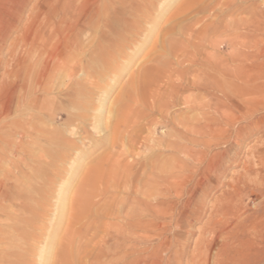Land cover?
I'll return each instance as SVG.
<instances>
[{
    "label": "rangeland",
    "instance_id": "1",
    "mask_svg": "<svg viewBox=\"0 0 264 264\" xmlns=\"http://www.w3.org/2000/svg\"><path fill=\"white\" fill-rule=\"evenodd\" d=\"M180 1L178 3H180ZM33 3L34 2H31L30 5H32ZM260 5H261V8H264L263 2H261ZM250 6H251L250 3H247V2L241 3V9L237 10L238 12L237 11L232 12L231 10H227L226 12L219 15L217 17V20L223 21L224 19V21L225 20L229 21V20L238 19V18L242 19L246 15L245 12H242V9L249 8ZM174 7L175 5L171 9H169L166 14L162 16L155 34L153 35V37H151L148 44L138 51L132 63L130 64V66L127 67V69L122 73H111L110 75L106 76L107 79L103 81V87H107L108 89L111 88L109 79L110 81L114 79L112 82H114L115 84L111 88V92L106 98L104 110L101 114L103 124L109 121V119H110V122L112 121L113 123L112 122L111 123L114 124L115 118L109 115V107L111 106L112 104L111 102L114 101V99L116 98L120 90L124 89L127 81L132 76V74L136 72L137 69L140 70L142 65L152 60L153 57L160 55L158 54L159 52H156L155 50L151 52L149 55L147 54L152 50V47L154 43L156 42V38H159V40L156 43L157 46L160 45L161 30L163 28H168V27L170 28L176 23L177 24L183 23L191 16V14L190 15L186 14L177 19L168 20L167 18L173 11ZM228 12L231 13L232 17L229 18L228 17L229 15L226 16ZM28 14L29 12H26L25 15L27 16ZM99 33H97L98 35H96V38H94L96 42L103 40V37L101 38V35L103 36V34L101 33L99 34ZM216 35L219 36L217 37L218 40H216L217 41L216 43H218L220 41H223V39L225 38V36L223 35H226V34L224 31H221V32L219 31L218 34ZM10 36L7 39L6 45L2 46V48L0 49V97L4 93L5 89H7L10 85H12L13 80H14V77H13L14 75L12 74V72H15L16 70H18L16 68L14 61H17L22 56V53L20 51V44L17 42L11 48V51L8 52L9 46L15 42V38L13 37H16V34L12 33ZM215 38H213V40ZM96 42L91 45V48L88 51L89 54L87 53L85 55V57L87 58L85 62L89 63L87 65V67L89 68H93V64L95 60L96 61L99 60L98 62H101V60L98 59L99 58L98 56H97V59H95L96 56H95V53L93 52L95 50L94 46ZM252 51H254V54L257 52L255 51V49H253ZM231 52H232L231 49L224 48L222 49L221 54L225 55V54H230ZM76 53L77 52L75 51V54ZM75 54H71V55H75ZM90 54L91 56L89 57ZM97 54L98 53H96V55ZM68 57L69 59H71L70 56ZM142 61L143 63H141ZM90 65L92 67H90ZM120 65H123V64L120 63ZM183 70H186V68H183ZM192 71H194V69ZM192 71L189 72L184 77V80L187 85L192 83L193 75H195ZM61 75L60 77H57L58 79L56 78V80H59V81L54 80L55 82L54 85L61 87L62 82L64 83L65 81H67L64 84L66 85L69 84L68 85L69 89L66 87V89H68L66 90V93L67 92L68 93L65 95L60 94V93H54L52 96V102L47 107H42L41 109H37L34 106H30L26 110L15 109V112L13 111V114L11 113L10 116H6L3 113V108H1L2 106H1V101H0V135L2 136V137L0 136V141L2 142L0 143L1 145L0 146V179H3V181L6 180L4 182L6 183L5 188L8 194L7 199L0 203L1 204L0 219L1 221L4 219L2 222L0 221V254H1L0 264H10V263L11 264H19V263L20 264H24V263L43 264V259L45 256L43 250L44 248H46V246L49 245V241H48L49 231L52 228H55L56 231L58 232V237L64 238L65 232L66 230H68L66 226L67 222L65 220H63V222L61 223H57L56 221L57 211L55 209L56 206H58V204L62 203L64 200H66V203L67 202L69 203V200L71 199V194H74V192L77 191V188H79L77 186L78 184L80 186L82 185L81 187L85 188L84 183H86L85 182L86 175L84 178L83 171L84 173L87 174L92 169L91 170L92 178L94 179L93 176L97 172L96 162H101L100 165L98 166V168L101 170H106L105 168H107V166L110 163L111 164L114 163L115 164L114 166L116 167V164L120 162L121 163L120 165L117 164V169H118V166H121L122 168V165L128 162L127 165L129 164V170H132V171L127 172L129 175L126 178V180H128L129 182H132V185H134L132 186L133 191H134L132 192V194L131 193L125 194V192H122L123 189L120 187L118 188L119 190L111 189L110 192L108 193V196L103 201H100L101 198L99 196L98 197L95 196L93 198L91 195H88V199H82V200H87L88 202H91L94 206H97L96 203L98 201L97 200L98 198H99L98 203L100 202L104 203V201L106 200L112 202L110 200L112 198L113 200L112 203L108 202L109 204L107 203L105 204L106 209L110 210V212L112 211L113 213L117 212L118 214H121L120 216H118L119 218L115 220H113L114 219L113 216L111 218L109 216V219H108V216L104 218H96L94 216H90L86 219L87 222L92 225L93 223H97V226L93 225V226H90L91 228L90 227L87 228V225L85 226L83 225L84 231L82 230V233H84L85 235L82 234V236L84 235L83 236V239L85 238L84 240H90V239L93 240L95 238L105 237L109 240L110 245L111 244L115 245V243L113 242L118 241L119 247L115 246L116 248H111L109 246L108 253L110 254L109 255L106 254L107 257H109V259L114 254H118V256L120 257L119 259H120L121 264H134L135 262L136 263L139 262L140 264H151V261L156 262L158 264H194L195 262L196 264L197 262L198 264H264V91L249 92L244 96L239 95L240 97H236V95L238 96V94H235V93L231 94L233 97L232 96L230 97L232 98L234 105L237 107V108H233V111H232L233 117L235 119L234 124L231 126L224 125L223 123L218 124L217 126H199L201 130L197 131V129H194V128L195 127L198 128V127L194 126L193 122H195V124L196 122L200 124L204 118V115L202 114V112L192 111L191 109L182 107L181 100L184 101L190 97V94H193V91H191V89H189V87L187 86V88L183 91V93L179 94L178 96L179 98L177 99L179 103L178 106L181 107V108L179 107L180 108L179 110L173 109V107L168 108L169 106L161 107L162 109L160 108L161 110L159 109V112L155 111V114H154V113L148 112L145 108V110L147 111L146 115L140 116L141 119L139 118V120H137L139 124L137 123L131 129L126 128V129H129L125 131L126 133L122 132L124 130L122 129L123 126L119 127L120 129H122L121 132L123 134L120 133L121 136L119 135L118 140L114 141V145H113L112 143L113 142L112 141L113 128L112 126H110L112 124L110 123L109 126L103 125V127H101L100 129H96L94 131L92 129L93 120H91V118L93 117V111H92V108L90 107H92L94 103L96 102V98L97 96H99L98 94L104 93V91H107L108 89L92 91L93 87H90L86 81H82V79L79 77L80 74H76L77 76L76 75L73 76V79L69 82L67 78ZM172 77H171V81L173 83L176 81V78L174 75H172ZM61 80L63 81L61 82ZM77 80L83 82L82 87H80L79 89L78 87H76L79 83V81ZM15 82L19 83L18 80ZM84 83L85 84L87 83V85H85ZM83 86H84V89H83ZM74 88H76L77 90L76 89L74 90ZM86 90L92 91V97H91L92 101L90 103L86 102V96L83 97L81 95L83 91H86ZM96 91L97 93H95ZM74 92L77 93V95ZM77 96H78V99H77ZM81 96H82V99H81ZM75 98L79 102L76 101ZM83 98H85V100ZM201 99L206 100V98L204 97H202ZM242 100L244 101L242 102ZM74 102L75 103L77 102V104H75ZM83 103L85 105H83ZM109 103L111 104L108 105ZM246 104L249 106H247ZM120 106H121V103H120ZM120 106L118 108L116 107V110L119 109L118 113H121V110H122ZM86 109L89 112L86 111ZM165 109H166V112L168 113H164ZM248 112L250 115L248 114ZM25 114H26V117H25ZM69 114H70V117H69ZM66 115H68V118ZM69 118L71 121L70 120L67 121V119ZM171 118L173 121L171 120ZM181 118H183V120ZM26 119L27 121H25ZM180 119L182 120L181 122L183 126L178 125L179 122L177 123V121H180ZM140 120L141 122H139ZM174 121L176 122L177 125L175 124ZM29 122H30L29 127L31 129L27 128L28 127L27 125H29ZM74 126L76 127V134H73V135L69 134L68 130L72 128L75 129ZM19 129H21V131ZM186 129L189 131V132L187 131L188 133H186ZM16 130L17 131L19 130V131L17 132ZM191 130H193V132L194 130H196L195 135L193 134ZM7 132L9 133L12 132V134L10 133L11 135H9V133ZM133 132L136 134V137ZM27 133L28 135H26ZM132 133L133 135H131ZM16 134L17 135L20 134L22 138L20 137L18 139L17 137H15L17 136ZM139 134L141 137H139ZM52 135L55 137H53ZM82 136H85V137L83 138ZM144 136H145V140H142L143 139L142 137ZM13 137H14V140L16 139L15 140L16 142L13 140ZM80 137L82 139H80ZM23 140L24 141L26 140V141L24 142ZM63 140L66 142L68 141L72 142L73 143L72 147L70 148V146L66 145L65 142H63ZM110 141L112 145L110 144ZM118 141L120 142V144H122L121 145L122 147L118 146L119 143L117 145ZM127 141H129V143ZM174 141L177 143H174ZM35 142L38 143L39 145L36 144ZM60 142L62 145L60 144ZM115 142H116V145H115ZM148 142L150 145L148 144ZM11 143H13L14 145L12 147L13 148L12 153H11L12 151ZM51 145H54V146H51ZM148 145L149 146L152 145V146L149 147ZM135 146L137 147L140 146V147L136 149ZM141 146L144 148L143 150L144 152L141 151L143 149ZM146 146H148V149L152 148V151L147 150ZM168 146H169V149H167ZM170 146L172 147L174 146L177 149L173 148L174 151L173 149L171 151ZM37 148H40V149H37ZM184 148L186 152L183 153V151L181 152L180 149L183 150ZM177 150H178V153H177ZM19 151L22 153L20 154ZM85 151H89V153ZM117 151L118 152L122 151V152L118 153ZM45 152L48 154V156L47 154L46 155L44 154L45 156L42 154ZM56 152L57 153L60 152L59 155H56L57 154ZM125 152H126V155H125ZM40 153L43 157H39L41 156ZM53 153L54 154L56 153L55 154L56 157H52ZM117 153L119 154V157L117 156V158L119 159H116L115 161L117 162L118 160V162L117 163L112 162V160L116 158ZM135 153L139 156L133 157ZM109 154L112 155V156L110 155L109 157H115V158L113 159L111 158L112 159L111 161L109 159L108 161L110 162H108L107 164L106 160ZM75 155H78V157L76 158ZM121 157L122 159H120ZM37 158L38 159L40 158V159L38 160ZM41 158L43 159L44 162L41 160ZM167 158L171 161V163H173V160H174V163H173L174 167H173V164L169 163L170 161ZM30 159H32L35 164L33 162H32L33 164H31L32 160ZM35 159H37V161ZM123 159L125 163L123 162ZM18 160H21V161L19 162ZM49 160L51 161L53 160V161L50 162L49 164L48 162ZM23 161L25 163H22ZM154 161H156L157 163L154 164ZM160 161H162V163L164 162L166 167L167 166L172 167V168L170 167L171 169L167 167L169 170L168 173L169 174L171 173L172 176H175L176 178L173 177L174 179L173 178L171 179L172 176L168 175L169 177L167 178L166 182L163 181L164 179H161L163 175L161 176L159 175L161 174L159 171L160 170L159 168L164 167V166H161L162 163ZM40 162L42 163L41 166H39ZM92 163H94L93 166H92ZM142 163L145 164L144 166L146 167H144ZM175 163L177 164L175 165ZM12 164L14 165L13 166L14 168H11ZM152 164L155 166L153 167ZM158 164H160V166ZM25 165L26 166L28 165L27 167L28 169L25 168L26 167ZM178 165H181V167H183L179 171V173L181 172L180 173L181 175L178 174L177 172L178 170L176 169L177 168L176 166ZM111 166H113V164ZM135 166L137 167V169H135L136 168ZM147 166L148 167L150 166V168L151 167L152 168L151 169L147 168ZM143 168L147 170L145 171ZM156 169H159V170L156 171ZM17 172H18V175H17ZM118 173H120L119 170H118ZM151 174L154 175V179H153V176L151 178ZM156 174H157V177H156ZM177 175H179L178 178H177ZM158 176L160 179L158 178ZM147 177H149L148 179L151 178L149 182H147L146 180ZM196 179L198 180V182ZM159 180H161V182ZM174 180L177 181L176 184ZM152 181H154L155 183V184L153 183L154 185H152L151 183ZM122 182L123 181H121V183ZM144 182H146L145 184L147 185L154 186V187H151L152 191L149 189L150 188L149 186L145 184L142 185V183ZM171 182L174 185H172ZM178 182H179V186L177 184ZM168 183L171 185H169ZM164 184H167V186L169 187L165 186ZM93 186H94L93 190H95L96 187H98V186L95 187L94 184ZM145 186L147 187L145 188ZM135 187H138V189ZM139 187L140 188L142 187V188L140 189ZM176 187H178V189ZM180 187L181 189L179 190ZM32 188H34L35 190ZM144 188L147 191L144 194L143 193L141 194V191H143ZM152 188H155V190L158 193L156 191H153L154 189ZM163 188L164 190H162ZM30 189H31V192L29 191ZM37 189L38 191L36 192ZM171 189L173 190L172 193H171L172 191ZM23 190L25 191L22 193ZM32 191H34L33 194H32ZM162 191L163 192L165 191V193H162ZM27 192H28L27 196H29V198H28V201H25L23 194L25 193L27 194ZM85 192L87 193V191ZM88 192H90V190ZM150 192L151 193L153 192L154 195H157L156 196L157 198L156 197L155 198L150 197V199L146 198L145 195H149ZM153 193L151 195H153ZM159 193L161 194V196ZM169 193L170 195H168ZM41 194L43 196H41ZM176 195H179V196L176 197ZM20 196H22L23 198H21ZM31 196L34 198H32ZM90 196L92 197V199H89L91 198ZM42 198L44 199V201L41 203H44V204H42L41 208L38 210L39 213L37 212V209H36L35 212H37V214L36 216H33L35 218H32V220L30 219L29 221L24 222L23 221L24 216L21 215L23 217L22 218L20 217V214H19V213L24 214L22 213L24 209L20 211L19 210L20 206L21 205L25 206V205L30 204V205H33L34 208H37L36 207L37 205L36 206L34 205L38 203L37 202L39 201L38 199H42ZM35 199L36 201H34ZM120 199H126V200L120 201ZM147 205H151V208L153 210L149 206L147 207ZM158 207H160L159 210H158ZM161 207H162V210H161ZM3 209H4V212H3ZM5 210L7 211V213L10 212L9 217L13 218L15 215L16 217L14 218L16 220L19 221L20 219V222H17L15 219H13V222L15 220L14 224L16 226L18 225L17 227L14 226L13 223H10L12 222L11 221L12 219L8 218L7 214H6L7 216L5 215ZM11 210H13V212ZM120 210L122 211L120 212ZM126 211L128 214L125 213ZM11 212L15 214L14 215L12 214L13 215L12 216ZM134 216L135 218L134 220H132ZM129 217L131 218V220H129ZM8 219L10 220V222H8L9 221ZM6 220H7V223L9 224L6 223ZM30 221L33 224H31ZM26 223L28 225H26ZM107 223H108L109 229L107 228ZM10 225H13V228H11L12 226ZM18 227L21 229H19ZM28 227H31V228H28ZM93 227L94 228L96 227V228L94 229ZM114 230H116V232ZM10 231L13 234H10L11 233ZM14 232L17 233L18 235H16ZM20 232L24 234L28 232L27 234H29V236L26 234L22 236V233L20 234ZM7 235L8 237H6ZM13 235L14 237L16 236L17 238L13 239L12 238ZM3 238H5V240ZM20 238L22 241L20 240ZM22 238L23 239L25 238L24 241L26 242L23 243L25 245L21 243V242H24ZM6 241H9V242H6ZM19 242L21 243L20 245H19ZM55 243L52 246L53 255L59 249L58 242H55ZM60 244L66 245V243H60ZM122 244L123 246H121ZM126 244L127 245L132 244L135 246L127 247ZM13 245L14 247H12ZM20 246H21V250L19 249ZM120 246L122 248H120ZM22 247H23V250H22ZM64 247L66 248V246ZM13 248L18 249V250L16 251ZM65 248H63V250ZM11 250L14 252H12ZM23 252L24 253L26 252L27 254L25 253L24 255ZM63 252L65 253L66 250H64ZM96 253L100 261L104 259L103 253L101 254L98 252ZM194 254L196 257L194 256ZM89 258H90V255H88L87 258L83 260V264H85L89 260ZM49 261L50 262H47V264H59L58 262L52 263L51 259Z\"/></svg>",
    "mask_w": 264,
    "mask_h": 264
},
{
    "label": "bare ground",
    "instance_id": "2",
    "mask_svg": "<svg viewBox=\"0 0 264 264\" xmlns=\"http://www.w3.org/2000/svg\"><path fill=\"white\" fill-rule=\"evenodd\" d=\"M179 1L180 0H0V49L2 48V46L6 45L8 37L12 33H15L16 37H13V38H15V42L12 43L11 45L9 44L10 46L8 48V52L11 51V48L17 42L20 44V51L22 53L21 58H19L17 61H14L16 68L18 70H16L15 72H12V74L14 75L13 76L14 77L13 83L7 89H5L4 93L0 97L1 106H2L1 108H3V113L6 116H10L11 113L13 114V111L15 112V109L26 110L30 106H34L37 109H41L42 107H47L52 102V96L54 93H60V94H64V95L67 94L68 92L66 93V90L69 89L68 88L69 84L68 83H67L68 85L64 84L67 81L64 80L65 82L63 83L62 82L63 80H61V82L63 84V85L61 84V87L54 85L55 84L54 80L59 81V80H56V78L60 77L61 74H62L61 76L67 78L68 82L73 79V76H75L76 74H80L79 77L82 79V81H86L90 87H93L92 91L93 90H104V89L106 90V89H108L107 87H103V81L105 79H107L106 76L110 75L111 73H122L127 69V67L130 66V64L132 63V61H133L135 55L138 53V51L140 49H142L143 47H145L148 44V42L150 41L151 37H153V35L155 34L162 16L164 14H166L168 12V10L171 9L175 5L173 11L171 12L169 17L167 18L168 20L177 19V18L182 17L183 15H186V14H189V15L191 14V16L186 21H184L183 23H178V24L176 23L173 26L170 25L171 26L170 28L168 27V28H163L162 30L160 29L161 30V33H160L161 36L159 35L161 37L160 45L157 46L156 43L159 40V38H156V42L154 43L152 50L147 54V55H149L151 52H153L155 50L156 52H159L158 54H160V55L153 57L152 60H150L146 64L142 65L140 70L137 69V71L132 74V76L129 78V80L127 79L128 81H127L124 89L120 90V92L118 93V95L116 96L114 101L111 102L112 104L111 103L108 104V105L111 104V106L109 107V115L115 118L114 124H112L113 123L112 121H111L112 123L110 122V119H109V121L105 122V124H103L101 114L104 110L106 98L110 94L111 88L115 84L114 82H112L114 79L111 81L109 79V82L111 84V88H109L107 91H104V93L98 94L99 96H97L96 102L94 103V105L92 107L89 106L90 108H92V111H93V117L91 118V120H93L92 129L95 131L96 129H100L101 127H103V125L109 126L111 123L112 125H110V126H112V128H113V131H112V137H113L112 141L113 142L112 143L114 145V141L118 140L120 133L123 134L126 130H129L133 126H135L138 123L137 120H139L140 116L146 115L147 111L155 114V111L159 112V109L161 107H168V106H169L168 108L173 107V109L179 110L181 107L178 106L179 103H178L177 99H179L178 98L179 94H182L183 91L187 88V86L189 87V89H191V91H193V94L189 93L190 97L189 98L187 97L188 99H186L184 101L181 100L182 107H186L188 109H191L192 111L202 112V114L204 115V118L202 117L203 120L200 124H198V122H196V124H195V122H193L194 124L192 123L194 126L198 127V128L195 127L194 129H197V131H200L201 129L199 128V126H217L218 124H222V123L224 125H227V126L233 125L235 122V119L233 117L232 111H233V108H237V107L234 105V102L232 101V98L230 97V96H232L231 94L235 93V94H238V96L236 95V97H240L239 95L244 96L249 92L264 91V45H263L264 44L263 43L264 42V8H261V5H260L261 2H263V4H264V0H181L180 3H178ZM31 2H34V3L32 5H30ZM244 2L250 3V5H251L249 8H243L242 9V12H245V14H246L244 18L232 19L229 21H227V20L224 21V19H223V21L217 20V17L219 15H221L222 13L226 12L227 10H231L232 12L233 11L236 12L237 10H240L241 9V3H244ZM26 12H29V14L27 16L25 15ZM229 12L226 16L229 15L228 17L230 18V17H232V15ZM219 31L220 32L224 31L226 35H223V36H225V38L223 37L224 38L223 41L216 43L217 42L216 40H218L217 37H219L216 34H218ZM99 32L101 34H103V36L101 35V38L103 37V40L96 42L94 40V38H96V35H98L97 33H99ZM213 38H215L214 39L215 41L213 40ZM95 42H96L95 46L93 45L94 49H95L93 51L95 53V56H96L95 59H97V56H98L99 57L98 59H100L101 62H98L99 60L98 61L95 60L94 64H93V68H89V67H87V65L89 63L85 62L87 60L85 55L90 50L91 45ZM224 48L225 49H231L232 52L230 54L222 55L221 51ZM253 49H255V51H257L255 54H254V51H252ZM75 51L77 52L76 54H75ZM94 53H93V55H94ZM96 53H98V54L96 55ZM71 54H75V55H71ZM79 54H81V55H79ZM68 56H70L71 59H69ZM90 56H91V54L89 55V57ZM68 59H69V61H68ZM88 62H89V60H88ZM120 63H122L123 65H120ZM141 63H143V61ZM164 66H165V68H164ZM90 67H92V66L90 65ZM183 68H186V70H183ZM193 69H194V71H192ZM191 71L195 75H193L192 83L187 85L185 80H184V77ZM10 74H11V72H10ZM172 75H174L176 78V81L173 83L171 81ZM17 80L19 81V83L15 82ZM77 81H79V80H77ZM82 81H79L78 85L77 86L74 85V86L78 87V89H79L80 87H82V83H83ZM87 83L86 84L84 83V84L87 85ZM70 86H72V85H70ZM63 87L65 88V90ZM66 87L68 89H66ZM75 89L76 88H74V90ZM83 89H84V86H83ZM90 91L91 90H86V91H83V93L81 92L82 93L81 95L83 97L86 96V102L87 103H90L92 101V99H91L92 91L91 92ZM78 92H80V91H78ZM187 92H189V91H187ZM95 93H97V91ZM75 94L77 95V93H75ZM78 94H80V93H78ZM82 96H81V99H82ZM202 97L206 98V100H202L201 99ZM245 97H247V96H245ZM77 99H78V96H77ZM77 99L75 98L76 101H78ZM83 99L85 100V98H83ZM59 100H60V98H59ZM70 101H71V99H70ZM243 101L244 100H242V102ZM120 103H121V106H120ZM75 104H77V102ZM83 105H85V104L83 103ZM72 106H73V104H72ZM74 106H76V105H74ZM119 106L122 109L121 113H118L119 109L116 110V107L118 108ZM247 106H249V105H247ZM145 108L147 111L145 110ZM166 109H165L164 113H168V112H166ZM86 111H88V110L86 109ZM27 112H26V114H27ZM88 112H86V113H88ZM160 113H162V112H160ZM174 113H176V112H174ZM26 114H25V117H26ZM70 114H69V117H70ZM248 114H249V112H248ZM147 115H148V113H147ZM66 116L68 118V115H66ZM164 116H166V115H164ZM194 116H192V117H194ZM71 118H73V117H71ZM23 119H25V118H23ZM28 119H29V117H28ZM153 119H155V118H153ZM153 119H151V120H153ZM163 119H165V118H163ZM181 119L183 120V118H181ZM181 119H180V121H177V123L179 122L178 125H182ZM199 119H198V121H199ZM245 119H247V118H245ZM68 120H70V118L67 119V121ZM171 120H172V118H171ZM25 121H27V119ZM139 122H141V120ZM185 122H183V123H185ZM20 123H21V121H20ZM175 124H176V122H175ZM27 126H28L27 128L29 129L30 128L29 127L30 122H29V125H27ZM120 126L125 127V128L122 127V129H124L123 131H122V129L119 128ZM12 127H14V126H12ZM76 127H77V125H76ZM76 127H75V129L72 128V129L68 130V133L72 134V135L76 134ZM126 128H129V129H126ZM79 129H81V128H79ZM136 129H137V127H136ZM188 129H190V128H188ZM19 130L21 131V129H19ZM16 131H15V133H16ZM54 131H55V129H54ZM57 131H59V130H57ZM134 131H136V130H134ZM187 131L188 130L186 129V133L189 132V131L188 132ZM191 131L193 132V130H191ZM12 132H10V133L12 134ZM202 132H203V130H202ZM7 133H9V132H7ZM10 133H9V135H11ZM133 133L131 135H133ZM136 133H138V132H136ZM177 133H179V132H177ZM195 133H196V130H194L193 134L195 135ZM236 133H238V132H236ZM182 134H184V133H182ZM202 134H204V133H202ZM26 135H28V133ZM59 135H60V133H59ZM101 135H102V133H101ZM199 135H201V134H199ZM13 136H15V135H13ZM43 136H44V134H43ZM79 136H80V134H79ZM15 137H17L19 139L21 136H20V134H18ZM53 137H55V136H53ZM82 137L84 138L85 136H82ZM135 137H136V134H135ZM139 137H141L140 134H139ZM142 138H143L142 140H145V136ZM237 138H238V136H237ZM80 139H82V138L80 137ZM13 140H14V137H13ZM64 140H63V142H65V144L70 146V148H71L73 143L70 141L66 142ZM17 142H18V140H17ZM127 142L129 143V141H127ZM0 143H2V142L0 141ZM54 143H55V141H54ZM118 143H119V145H118ZM174 143H177V142L174 141ZM36 144H38V143H36ZM60 144H61V142H60ZM110 144H111V141H110ZM148 144H149V142H148ZM115 145H116V142H115ZM117 145L121 146L122 144H120V142L118 141ZM13 146H14L13 143H11V148ZM51 146H54V145H51ZM148 146H146L147 150L152 151V148L148 149ZM151 146H149V147H151ZM114 147H116V146H114ZM139 147L135 146L136 149H138ZM173 148H175V147L170 146L171 151ZM26 149H28V148H26ZM37 149H40V148H37ZM57 149H58V147H57ZM60 149H62V148H60ZM167 149H169V146ZM175 149H177V148H175ZM42 150H43V148H42ZM139 150H141V149H139ZM143 150H144V148L141 151H143ZM180 150H181V152L183 151V153L186 152L185 148L183 150L182 149H180ZM50 151H52V150H50ZM64 151H63V153H64ZM173 151H174V149H173ZM12 152H13V148H12L11 153ZM85 152L89 153V151H85ZM120 152H122V151H119L118 153H120ZM21 153L22 152H20V154ZM59 153H57L56 155H59ZM177 153H178V150H177ZM42 154L46 155L47 153L45 152ZM55 154L53 153L54 156L52 155V157H56ZM111 154L108 155L107 160L104 159V160H106L107 164L113 158H115V157H109ZM117 154H116V158L114 160H112V162H115V163L118 162V160H117V162L115 161L116 159H119V158H117V156L119 157V154L118 155ZM128 154H127V156H128ZM135 154L133 155V157L139 156V155H137V154L135 155ZM40 155H41V153H40ZM122 155H123V153H122ZM122 155H120V156H122ZM125 155H126V152H125ZM47 156H48V154H47ZM167 156H165V157H167ZM39 157H43V156L41 155ZM75 157L77 158L78 155H75ZM35 158H36V156H35ZM37 159H35V160L37 161ZM109 159H110V161H108ZM120 159H122V157ZM30 160H32V159H30ZM41 160L43 161L42 158H41ZM157 160H159V159H157ZM18 161L20 162L21 160H18ZM52 161L49 160L48 161L49 164ZM156 161H154V164H156L158 162V161L157 162ZM32 162H33V160L31 161V164L34 163V162L33 163ZM41 162H40L39 166H41V164L44 161L42 163ZM123 162H124V159H123ZM134 162H136V161H134ZM160 162L162 163V161H160ZM22 163H25V162L23 161ZM22 163H20V164H22ZM28 163H26V164H28ZM96 163H97L96 164L97 165V168H96L97 172L93 176L94 179L92 178V172H91L92 169L87 174L84 173V171H83V177L84 178L86 175V180H85L86 183H84V181H83L85 188L81 187L82 185L80 186L77 183L78 184L77 186L79 188H77V191L74 192V194H71V199L69 200V203L67 202L68 203L67 204L66 200H64L62 203H59L58 206H56V208H55L57 211L56 221H57V223H61V222H63V220H65L67 222L66 226H67L68 230H66V232L64 231L65 232L64 238L58 237V232L56 231L55 228H52L49 231V235H48L49 245L46 246V248H44V250H43V252L45 254L44 259H43V264H44V262H45V264H47V262H50L49 261L50 259H51L52 263L58 262L59 264H83V260L85 258H87L88 255H90V258L85 264H121L120 259H119L120 257L118 256V254H114L110 259H109V257H107V255L110 254V253H108L109 246L111 248L119 247L118 241L113 242V243H115V245L114 244L110 245L109 240L105 237L95 238L93 240H91L89 237L90 240H84L85 238L83 239V236L85 234L82 233L83 225L84 226L87 225V228L90 226H93V225L97 226V223H93V225H92V224H89L87 222L86 219L90 216H94L96 218H104V217L108 216V219H109V216H110V218L113 216L114 217L113 220L119 218L118 216H120L121 214H118L117 212L113 213L112 211L110 212V210H107L105 207L106 203L109 204V203L113 202L112 198L110 199L112 202L106 200V201H104V203L103 202L98 203V201H99V198H98L97 199L98 204L96 203L97 206H94L91 202H88L87 200H82V199H88V195H91L93 198L95 196L96 197L99 196L101 198L100 201H103L104 199H106V197L108 196V193L110 192L111 189L112 190L113 189L119 190L118 188H120V187L124 190V191L122 190V192H125V194L126 193L132 194V192H134L132 186H134V185H132V182H129L128 180H126L127 176L129 175L127 172L132 171V170H129V164L127 165L128 162L126 164H124L125 163L124 162L123 163L124 165H122V168H121V166H118V169H117V164L120 165L121 164L120 162L116 164V167L114 166L115 165L114 163H112L113 166H111L112 165L111 163H110L111 165L109 164L108 166L105 164L107 166V168H105L106 170H101L98 168V166L100 165L101 162H96ZM169 163H171V161ZM173 163H174V160H173ZM173 163H171V164H173ZM93 164L94 163H92V166H93ZM160 164H158V165L160 166ZM162 164H164V165H162ZM162 164H161V166H164V167H160L159 168L160 170L156 169V171L157 170L160 171L161 174H159V175L160 176L163 175V177L161 179H164L163 181L166 182L167 178L170 175L172 176L171 173L170 174L168 173V171H169L168 168H170L171 166L169 165L170 167L167 166L168 167L167 168L165 166L164 162ZM176 164L177 163H175V165ZM144 165L145 164H143V166ZM148 165H150V164H148ZM13 166L14 165L12 164L11 168H14ZM36 166H37V164H36ZM138 166H140V165H138ZM154 166L155 165H153V167ZM27 167H28V165L25 168H27ZM144 167H146V166H144ZM173 167H174V164H173ZM176 167H177L176 169L178 170L177 171L178 174L181 175L180 174L181 172L179 173V171L183 167H181V165H178ZM147 168H150V166L149 167L147 166ZM9 169H10V167H9ZM135 169H137V167ZM143 169L145 171L147 170L145 168H143ZM118 170L120 173H118ZM144 170H143V172H144ZM218 170H219V168H218ZM1 173H3V172H1ZM174 173H176V172H174ZM259 173H261V172H259ZM38 174H40V173H38ZM17 175H18V172H17ZM146 175H148V174H146ZM154 175H155V173H154ZM154 175L151 174V178L153 176V179H154ZM179 175H177V178ZM46 177H48V176H46ZM156 177H157V174H156ZM173 177H175V176H172L171 179ZM148 178L149 177H147V179H146L147 182H149V180L151 179V178L150 179H148ZM158 178H159V176H158ZM116 179H117V181H116ZM79 180H81V179H79ZM156 180H157V178H156ZM4 181H6V180H4ZM4 181H3V179H0V203L2 201H5L7 199V196H8V194L6 192V188H5L6 183ZM121 181H123V182L121 183ZM159 181L161 182V180H159ZM176 182L177 181H175V184H176ZM197 182H198V180H197ZM145 183L146 182L142 183V185ZM151 183H152V185L155 184L154 181H152ZM33 184H34V182H33ZM93 184L95 185V187L98 186V187H96L95 190H93L94 189ZM171 184L174 185L172 182H171ZM171 184H169V185H171ZM177 184L179 186V182ZM145 185H147V184H145ZM152 185L151 186L147 185L150 187V188L148 187L150 190H151V187H154ZM164 185L167 186V184H164ZM147 186H145V188ZM180 186H181V184H180ZM167 187H169V186H167ZM135 188L138 189V187H135ZM155 188H156V186H155ZM155 188H152V189H154L153 191H156ZM170 188H171V186H170ZM176 188L178 189V187H176ZM32 189H34V188H32ZM86 189H88V190H86ZM144 189H143L144 192L141 191V194L142 193L144 194L147 191L146 189L145 190ZM180 189H181V187L179 188V190ZM89 190H90V192H88ZM162 190H164V188ZM24 191L25 190H23L22 193ZM29 191L31 192V189ZM37 191H38V189L36 190V192ZM85 191H87V193ZM165 191H166V189H165ZM165 191L164 192L162 191V193H165ZM174 191H175V189H174ZM28 192H27V194L26 193L23 194L25 201H28V198H29V196H27ZM172 192H173V190L171 191V193ZM33 193H34V191H32V194ZM152 193L150 192V194L145 195V197L148 199H150V197L155 198L157 195H154V193H153V195H151ZM167 193H168V191H167ZM136 194H138V193H136ZM168 195H170V193ZM171 195H173V194H171ZM41 196H43V195L41 194ZM160 196H161V194H160ZM163 196H164V194H163ZM177 196H179V195H176V197ZM20 197L23 198L22 196H20ZM48 197H50V196H48ZM92 197L89 199H92ZM32 198H34V197H32ZM113 198H114V196H113ZM115 198H116V196H115ZM126 199H120V201H123ZM38 200H39V201H37L38 203L34 205V206L37 205L36 206L37 208H34L33 205H30V204L25 205V206H22L21 204H19V205H21L19 210L21 211L22 209H24L22 211V213H24V214H21L18 211L17 212L20 214V217H22L21 215L24 216V219H23L24 222L29 221L30 219L32 220V218H35L33 216H36L38 210L41 208L42 204H44V203H41L44 201L43 198L38 199ZM34 201H36V199ZM21 202H23V201H21ZM119 203H121V202H119ZM32 204H34V203H32ZM110 205H112V204H110ZM0 206H1V204H0ZM108 206H107V208H108ZM114 206H115V204H114ZM148 206L151 208V205H147V207ZM6 208H7V206H6ZM154 208H155V206H154ZM36 209H37V212H35ZM159 209H160V207H158V210ZM13 210H15V209H13ZM13 210H11V211L13 212ZM144 210H145V208H144ZM161 210H162V207H161ZM121 211L122 210H120V212ZM3 212H4V209H3ZM12 212H11V215L12 214L14 215L15 213H12ZM9 213H7V211L5 210V215L7 214L8 218L12 219L11 220L12 222H10L9 219H8L9 220L8 222L14 224L15 220H16L14 217H16V216L14 215L13 218L9 217ZM125 213H127V211ZM134 213H136V212H134ZM129 214H130V212H129ZM128 216H130V215H128ZM37 217H38V215H37ZM134 218H135V216L133 217L132 220H134ZM13 219H15L14 222H13ZM129 220H131L130 217H129ZM0 221H1V219H0ZM16 221L20 222V219H19V221L18 220H16ZM6 223H7V220H6ZM38 223H39V221H38ZM7 224H9V223H7ZM17 224H19V223H17ZM22 224H24V223H22ZM31 224H33V223L31 222ZM26 225H28V224L26 223ZM10 226H12L11 228H13V225H10ZM14 226H16V225L14 224ZM72 226H74V227H72ZM28 228H31V227H28ZM107 228H108V223H107ZM19 229H21V228H19ZM25 229H27V228H25ZM98 229H99V227H98ZM31 230H33V229H31ZM116 230H114V231L116 232ZM13 231H15V230H13ZM18 231H20V230H18ZM94 231H96V230H94ZM22 232H23V230H22ZM22 232H20V234ZM27 233H25V234L29 236V234H27ZM62 233H63V231H62ZM10 234H13V233L11 232ZM15 234L18 235L17 233H15ZM25 234L22 233V236ZM82 234H84V235L82 236ZM33 235H35V234H33ZM30 236H32V235H30ZM6 237H8V235ZM24 237H26V236H24ZM5 238H3V239L5 240ZM12 238L14 239L17 237L16 236L14 237V235H13ZM20 240H21V238H20ZM24 240H25V238L23 239V241ZM38 241H39V239H38ZM6 242H9V241H6ZM25 242L26 241L21 242V243L23 244ZM34 242H36V241H34ZM55 242H58L59 249L57 251L55 250L56 252L53 255L52 246ZM21 243L19 242V245ZM60 243H66V245L60 244ZM134 243H135V241H134ZM7 244H9V243H7ZM12 244H14V243H12ZM23 245H25V244H23ZM63 245L66 246V248ZM30 246H32V245H30ZM121 246H123V244ZM121 246H120V248H122ZM126 246L129 247V246H135V245H132V244L127 245L126 244ZM12 247H14V245ZM63 248H65L64 250H66L65 253L63 252L64 251ZM19 249L21 250V246ZM14 250L17 251L18 249H14ZM22 250H23V247H22ZM12 252H14V251H12ZM96 252H98L100 254L103 253L104 259L100 261L98 259ZM25 253L23 252L24 255H25ZM21 254H22V252H21ZM194 256H195V254H194ZM21 260H23V259H21ZM199 260H201V259H199ZM24 264H26V263H24ZM134 264H140V263L135 262ZM151 264H158V263L151 261ZM194 264H196V262ZM197 264H198V262H197Z\"/></svg>",
    "mask_w": 264,
    "mask_h": 264
}]
</instances>
